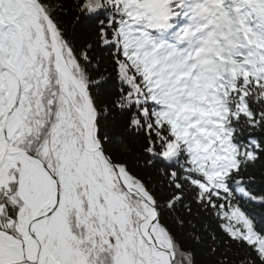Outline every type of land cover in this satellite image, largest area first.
<instances>
[{
	"label": "snow or ice",
	"instance_id": "obj_1",
	"mask_svg": "<svg viewBox=\"0 0 264 264\" xmlns=\"http://www.w3.org/2000/svg\"><path fill=\"white\" fill-rule=\"evenodd\" d=\"M0 264H264V0H0Z\"/></svg>",
	"mask_w": 264,
	"mask_h": 264
}]
</instances>
